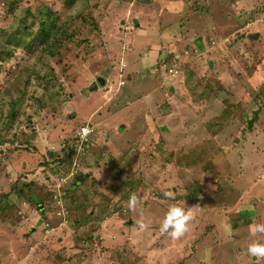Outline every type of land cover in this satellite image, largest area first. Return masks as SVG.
<instances>
[{
    "label": "rangeland",
    "instance_id": "obj_1",
    "mask_svg": "<svg viewBox=\"0 0 264 264\" xmlns=\"http://www.w3.org/2000/svg\"><path fill=\"white\" fill-rule=\"evenodd\" d=\"M42 5L68 29L42 55L55 90L23 85L36 55L0 61L1 95L23 91L0 119V264H264V0H0V45Z\"/></svg>",
    "mask_w": 264,
    "mask_h": 264
},
{
    "label": "trees",
    "instance_id": "obj_2",
    "mask_svg": "<svg viewBox=\"0 0 264 264\" xmlns=\"http://www.w3.org/2000/svg\"><path fill=\"white\" fill-rule=\"evenodd\" d=\"M75 0H66V4L68 7H71ZM16 5L11 4L8 13L13 14L15 12ZM43 8V5H42ZM41 8L40 13L41 17L38 18L37 15L31 11L30 7L24 8L21 11L24 12V15L17 18V25L18 27L13 30L6 32L4 30L1 31V39L3 44L0 45V61L6 62L12 56H14V50L10 47L14 45L15 48H21L22 50L27 51L29 54H34L37 57V62H40L44 67L47 69V74L41 77V73H38V70L31 69L32 64L28 63L26 66L27 69L24 70L22 73L27 74V78L24 81L23 85H29L30 80L37 76L38 81L34 83V87H39L47 91V93L52 92L55 90L53 87L49 85V83L44 82L49 80V82L56 81L55 75L53 74L54 68L49 67L43 58V54L47 53L49 55H54L55 51L58 46L63 42L64 38L67 35L68 29H65L63 26L58 24L59 18L61 16L56 11L51 9L50 7L46 6L43 9ZM94 20V17L91 16ZM15 19V20H16ZM90 20V19H89ZM93 23V22H92ZM96 26V23H95ZM25 67V68H26ZM24 76L22 74H18V76ZM19 90V89H18ZM17 90V92H18ZM14 94H11L10 91L6 92L4 95L0 93V102H3L4 106L1 105V113L0 119L8 120L9 119V126L12 121L17 118L18 110L16 109V105L21 103L23 97V91L18 98L13 97ZM43 101L41 99H37V101ZM12 105V107H11ZM4 107H7L6 112ZM261 108L257 109L254 112V120L258 118V113H260ZM5 114L4 116H2ZM253 120V119H252ZM6 123V122H5ZM91 125V123H90ZM77 138V136H76ZM78 139V138H77ZM91 142V141H90ZM68 154V153H67ZM54 159L61 161L64 159L66 155L58 156V154H52ZM65 160V159H64ZM62 162V161H61ZM60 162V163H61ZM57 172H59L57 170ZM77 183V182H75ZM6 196V193L1 195L0 201Z\"/></svg>",
    "mask_w": 264,
    "mask_h": 264
},
{
    "label": "clouds",
    "instance_id": "obj_3",
    "mask_svg": "<svg viewBox=\"0 0 264 264\" xmlns=\"http://www.w3.org/2000/svg\"><path fill=\"white\" fill-rule=\"evenodd\" d=\"M91 129L85 127L81 130V139H86L87 135L90 134ZM168 193H165V196H168ZM138 197L133 193L128 201V208L134 210L139 203ZM193 219L191 212H186L182 207L173 205L169 208L162 224L160 231L162 233H167L173 239H179L182 237L189 229L188 223ZM141 228L146 229L149 225L140 222L139 225ZM251 231L253 234L264 233V224H257L251 226ZM250 255L256 258L264 257V244L259 242H254L248 248Z\"/></svg>",
    "mask_w": 264,
    "mask_h": 264
},
{
    "label": "built area",
    "instance_id": "obj_4",
    "mask_svg": "<svg viewBox=\"0 0 264 264\" xmlns=\"http://www.w3.org/2000/svg\"><path fill=\"white\" fill-rule=\"evenodd\" d=\"M89 123H85L84 125H82L81 127H80V129L78 130V133H77V138L80 140V142H81V144H86L89 140H88V136L90 135V134H88L87 135V137H86V139H81V130L83 129V128H85V127H87V128H89V126H91L90 124L88 125ZM89 129H91V128H89ZM91 131H92V129H91ZM91 133V132H90Z\"/></svg>",
    "mask_w": 264,
    "mask_h": 264
},
{
    "label": "water",
    "instance_id": "obj_5",
    "mask_svg": "<svg viewBox=\"0 0 264 264\" xmlns=\"http://www.w3.org/2000/svg\"><path fill=\"white\" fill-rule=\"evenodd\" d=\"M143 1H149V0H143ZM257 37H259L258 33L252 35V38H257ZM105 83H106V80L104 78L98 77L97 82L95 83L94 87L97 88L98 84L104 85Z\"/></svg>",
    "mask_w": 264,
    "mask_h": 264
}]
</instances>
